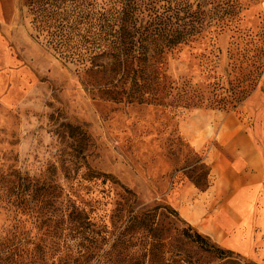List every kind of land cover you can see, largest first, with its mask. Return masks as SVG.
<instances>
[{
    "label": "rangeland",
    "instance_id": "obj_1",
    "mask_svg": "<svg viewBox=\"0 0 264 264\" xmlns=\"http://www.w3.org/2000/svg\"><path fill=\"white\" fill-rule=\"evenodd\" d=\"M28 1L0 0V174L26 180L19 189L26 192L23 203L0 207V242L9 244L13 261L32 256L33 264H41L42 245L35 249L41 240L55 261L63 241L83 253L93 244L83 240L87 234L98 233V247L109 249L114 234L136 215L134 236L124 237L128 250L112 264H264V231L243 249L217 243L182 216L192 199L207 198L201 192L214 176L211 161L204 159L206 148L194 150L191 139L204 128L201 111H222L210 107L206 84L221 82L230 91L232 33L165 55L171 83L196 88L201 102L185 100L179 89L128 101L108 93L124 85L109 65L98 72L55 50L63 45L77 50L66 55L87 56L83 49L94 43L84 38L91 34L74 31L69 40H59L38 29ZM245 8L241 30L258 31L264 0H246ZM217 91L223 98L230 95ZM232 111L247 118L250 129H264V77L243 103L222 112ZM81 224L89 229L80 230ZM188 225L226 253L185 238ZM67 261L81 264L69 255Z\"/></svg>",
    "mask_w": 264,
    "mask_h": 264
},
{
    "label": "trees",
    "instance_id": "obj_2",
    "mask_svg": "<svg viewBox=\"0 0 264 264\" xmlns=\"http://www.w3.org/2000/svg\"><path fill=\"white\" fill-rule=\"evenodd\" d=\"M245 1L30 0L28 2L32 7L36 23L38 22V29L48 30L50 35H57L59 40H69L74 31L81 37H83L82 31L91 34L90 37L84 38L86 42L94 43L83 49L87 56L85 53L81 54L82 51L72 52L71 56L66 55V51L77 52V50L66 49L68 47L63 45L55 50L67 60L88 62L90 65L88 69H96L98 72H101L106 64L109 65L108 71L118 77L119 81L122 80L124 85L116 93L111 89L107 90L108 93L120 94L128 101L138 99L139 102H144L145 96H155L162 92L170 95L178 91L179 88L172 84L166 75L165 55L206 38L215 41L225 31L231 32L230 47L227 49V65L230 67L228 76L233 77L228 80L230 91H226L221 82L206 84V88H210L209 94L213 97L209 101L210 107L229 111L238 103H243L256 90L264 77V19H260L258 31H242L240 23L244 19ZM75 56L76 59H71ZM215 77L213 75V78ZM185 88L186 86L179 89L183 91L182 93H186L185 100L198 98L196 100L199 101L202 98L199 97L196 88ZM217 90H223L221 94L228 92L230 95L223 98L216 93ZM103 176L113 178L104 173ZM9 177L0 174V207L3 208L15 202L17 205L22 204L26 197L25 190L19 192V189L26 187L23 186L26 180L20 182L22 180L20 178ZM139 219L136 215L130 217L124 229L114 234L109 249L98 247V233L83 237L84 241L93 243L92 246L85 245L83 253L76 252L75 249L79 248L71 251L69 248L72 247L67 241H63L58 251V261L54 260L52 254L48 255L44 251L49 247L45 240L36 242L35 249L42 245L40 251H43L45 258L39 259L41 264H65L68 262V255L73 256L74 261L81 264H112L113 260H117L114 258L124 253L121 251L128 250L129 239L124 237L134 236L132 234L136 230L134 224ZM87 226L81 224L80 230L89 229ZM182 234L208 250L226 253L190 225L182 230ZM8 245L6 242H0V264L34 263L31 259L35 258L32 256L31 259L27 257L24 261L21 256H16L18 260L13 261L11 258L13 250L9 251ZM81 245H84L83 242H80L78 247ZM6 253L8 257H1Z\"/></svg>",
    "mask_w": 264,
    "mask_h": 264
},
{
    "label": "crops",
    "instance_id": "obj_3",
    "mask_svg": "<svg viewBox=\"0 0 264 264\" xmlns=\"http://www.w3.org/2000/svg\"><path fill=\"white\" fill-rule=\"evenodd\" d=\"M198 116L204 128L192 136L191 146L206 148L204 159L211 161L214 176L201 192L207 198L192 199L194 210L185 205L182 216L217 243L244 249L264 231V129H250L247 118L233 111Z\"/></svg>",
    "mask_w": 264,
    "mask_h": 264
}]
</instances>
